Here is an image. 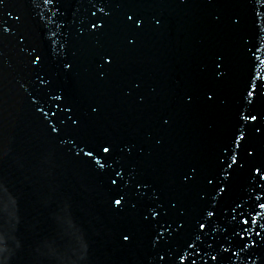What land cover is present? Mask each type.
I'll list each match as a JSON object with an SVG mask.
<instances>
[{
    "label": "water",
    "instance_id": "water-1",
    "mask_svg": "<svg viewBox=\"0 0 264 264\" xmlns=\"http://www.w3.org/2000/svg\"><path fill=\"white\" fill-rule=\"evenodd\" d=\"M261 176L264 0L0 4V264H264Z\"/></svg>",
    "mask_w": 264,
    "mask_h": 264
},
{
    "label": "snow or ice",
    "instance_id": "snow-or-ice-1",
    "mask_svg": "<svg viewBox=\"0 0 264 264\" xmlns=\"http://www.w3.org/2000/svg\"><path fill=\"white\" fill-rule=\"evenodd\" d=\"M45 2L47 3L48 0H45ZM2 3H3V0H0V4H2ZM128 19L131 20L132 18L129 17ZM37 59H38V57H37ZM109 63H110V61H109ZM247 96H248V97H252V96H253V91H248V92H247ZM209 99H211V97H209ZM247 119H250L251 121L255 122V121H257V116H256V115H253V114H250L249 117H247ZM243 139H244L243 136L239 137V138L236 140V143L239 144L240 141L243 140ZM102 151H103V153L107 154L108 156L111 155L110 150H109V147H107V146H102ZM85 155H86V156H91V155H92V152H91V151H88V152L85 153ZM248 155L251 156L252 153L249 151V152H248ZM97 163H99V161H97ZM236 163H237V161H236L235 159H233V160H232V164H236ZM232 164H229V167H232ZM258 171H259V170H258ZM260 178H261V179H264V176H261ZM112 183L115 184L116 181L113 180ZM209 183H211V181H209ZM221 191H223V189H221ZM114 203H115L116 205H120V204H121V200H120V199H115ZM261 207H264V204H262ZM208 214H209V216L212 215L211 212H209ZM200 229H201V230L204 229V225H203V224L200 225ZM124 240H126V241L128 240V236H127V235L124 236ZM161 259H163V257H161ZM212 259L215 260L216 257H212Z\"/></svg>",
    "mask_w": 264,
    "mask_h": 264
}]
</instances>
